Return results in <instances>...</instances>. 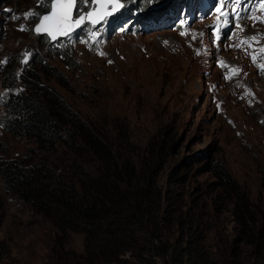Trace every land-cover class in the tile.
I'll return each mask as SVG.
<instances>
[{"label":"rangeland","instance_id":"374dc122","mask_svg":"<svg viewBox=\"0 0 264 264\" xmlns=\"http://www.w3.org/2000/svg\"><path fill=\"white\" fill-rule=\"evenodd\" d=\"M161 1L155 0L152 5H163L149 11L142 5L143 31L132 29L135 23L129 21L113 26L121 21L124 10L120 9L107 22L95 27L86 24L52 42L33 31L37 17L25 18L29 11L45 13L37 0H0V62L6 61L0 63V122L9 92L21 88L19 82L13 87L9 84L8 72L14 71L18 78L24 65L35 55L41 56L63 72L72 91L53 80L48 83L101 130L119 140L115 125L122 126L132 146L140 150L170 130L181 147V153L170 160L195 159L200 153L207 160L218 159L255 207L263 209L264 71L258 65L264 64V53L259 52L264 47V23L260 22L264 11L260 0L226 6L220 0ZM122 2L130 9L138 0ZM89 10L83 8L84 13ZM253 14L259 19L253 20ZM182 18V28L177 29ZM128 23L130 29L125 27ZM21 26L27 30L21 31ZM89 27L96 32L93 39ZM254 36L260 38L250 46H237L245 37ZM252 55L257 56L255 63ZM233 69H239L238 74ZM0 147L9 158L52 161L66 157L63 148L45 151L30 140L11 136L1 123ZM197 180L214 179L203 174ZM0 196L6 204L0 237L13 243L8 264H48L56 227L18 197L10 196L2 181ZM227 222L224 215L219 235L225 238L231 234ZM83 241V235L72 233L66 248L82 252ZM221 241L213 249L219 260L229 247Z\"/></svg>","mask_w":264,"mask_h":264},{"label":"trees","instance_id":"16d2710c","mask_svg":"<svg viewBox=\"0 0 264 264\" xmlns=\"http://www.w3.org/2000/svg\"><path fill=\"white\" fill-rule=\"evenodd\" d=\"M153 3L138 0L122 8L121 21L113 26L129 21L143 31L142 5L148 11L163 5ZM49 80L72 91L63 72L41 56L24 65L18 78L8 72L9 84L19 82L21 88L9 92L0 122L11 136L42 150H65L60 160L32 161L9 158L0 147L5 191L57 229L48 264H264V207H255L227 165L201 153L170 160L181 153L170 130L140 150L126 129L115 125L117 140ZM203 174L214 180L198 183ZM5 212L0 196V236ZM224 215L231 230L227 238L219 235ZM72 233L83 235L82 252L66 248ZM219 240L229 244L220 260L213 251ZM12 247L0 237V264H8Z\"/></svg>","mask_w":264,"mask_h":264},{"label":"snow or ice","instance_id":"6c2138e0","mask_svg":"<svg viewBox=\"0 0 264 264\" xmlns=\"http://www.w3.org/2000/svg\"><path fill=\"white\" fill-rule=\"evenodd\" d=\"M229 2L234 5H240L243 0H220L222 6H226ZM38 7L43 6L45 13L41 14L37 11H29L25 13V18L37 17V26L33 31L40 35H47L51 40L55 41L58 37H66L74 33L77 29H83L86 24H91L93 27L102 22H107V19L117 13L120 9L126 5L122 0H37ZM110 5V10L107 6ZM83 8H89L90 10L86 13L83 12ZM260 9L264 11V0H260ZM217 12H221V8L216 9ZM253 20L259 19L254 14L251 17ZM264 23V20H260ZM241 31L243 28L237 25ZM21 31L27 30L24 26H21ZM89 38L93 39L96 37V32L93 31L92 27L88 28ZM186 33L182 32L181 35ZM260 37H245L237 46L249 45L251 41H258ZM87 43V40L81 41ZM94 43L99 41L94 40ZM167 43V42H165ZM260 53H264V47L259 49ZM100 55L105 53L100 52ZM30 55L25 53V57ZM252 60L255 63L257 56L252 55ZM2 61L0 63H4ZM24 63H27L25 59ZM223 66V62H221ZM258 67L264 71V64L258 65ZM234 73L239 72V69H233ZM230 78V77H229ZM250 94V93H249Z\"/></svg>","mask_w":264,"mask_h":264},{"label":"water","instance_id":"95a60500","mask_svg":"<svg viewBox=\"0 0 264 264\" xmlns=\"http://www.w3.org/2000/svg\"><path fill=\"white\" fill-rule=\"evenodd\" d=\"M158 4H159V3H158ZM109 6H110V5H109ZM109 6H107V7H109ZM98 25H99V24H97L96 26H98ZM36 26H37V25H36ZM36 26H35V27H36ZM36 34H37V33H36ZM39 35H40V34H39ZM60 38H64V37H58V39H60ZM55 41H56V40H55ZM55 41L52 40V42H55Z\"/></svg>","mask_w":264,"mask_h":264},{"label":"bare ground","instance_id":"6f19581e","mask_svg":"<svg viewBox=\"0 0 264 264\" xmlns=\"http://www.w3.org/2000/svg\"><path fill=\"white\" fill-rule=\"evenodd\" d=\"M236 9V8H235Z\"/></svg>","mask_w":264,"mask_h":264}]
</instances>
